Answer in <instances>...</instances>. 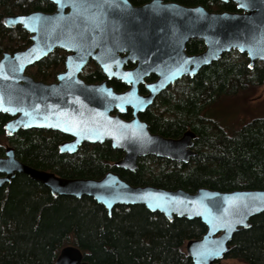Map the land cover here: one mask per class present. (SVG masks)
Segmentation results:
<instances>
[{
    "label": "water",
    "instance_id": "water-1",
    "mask_svg": "<svg viewBox=\"0 0 264 264\" xmlns=\"http://www.w3.org/2000/svg\"><path fill=\"white\" fill-rule=\"evenodd\" d=\"M47 1L54 5L50 13L32 11L3 18L7 29L20 26L30 34V44L0 57V113L10 117L3 127L7 137L31 129L67 136L69 140L58 146L60 154H74L84 144L109 142L123 152L114 164L117 169L133 172L137 159L146 156L187 163L196 155V135L190 130L179 138L151 133L139 115L161 92L226 53L245 54L248 69L257 61L264 62V0H220L234 3L233 12H211L201 5L188 7L163 0L139 6L126 0V7L116 0L120 7L106 10L90 7L102 0ZM190 40H201L204 50L187 54ZM56 50L63 51L65 59L54 82L26 73ZM90 63L105 76L102 82L86 83L80 77ZM152 76L154 80L147 82ZM113 79L127 89L116 92L108 85ZM141 86L145 94L140 93ZM128 110L131 117L122 118ZM16 174L44 185L54 197H90L108 215L117 206L142 205L168 221L174 217L200 220L205 233L185 244L192 264H226L223 260L234 234L249 229L250 220L264 213V189L198 188L190 193L132 186L113 171L100 179L66 178L20 162L14 149L6 146L0 157V189ZM221 248L226 251L215 255ZM54 264L91 263L79 248L67 245Z\"/></svg>",
    "mask_w": 264,
    "mask_h": 264
},
{
    "label": "trees",
    "instance_id": "trees-1",
    "mask_svg": "<svg viewBox=\"0 0 264 264\" xmlns=\"http://www.w3.org/2000/svg\"><path fill=\"white\" fill-rule=\"evenodd\" d=\"M139 6L150 0H128ZM211 12L236 10L220 0H163ZM47 0H0V57L30 44V34L20 26L7 29L3 18L32 11L50 13ZM204 50L201 40L186 44L187 54ZM65 53L56 50L26 73L36 80L54 82L64 68ZM245 54L231 51L201 68L193 77H183L161 92L139 115L151 133L179 138L190 130L195 135L196 155L187 163L146 156L138 158L135 171L115 168L123 157L109 142L84 144L74 154H60L58 146L69 138L59 132L20 130L11 137L4 132L10 119L0 113V157L11 146L22 163L66 178L100 179L108 171L132 186L167 190L198 188L222 192L264 189V116L248 122L221 123L210 111L240 93L264 85V62L247 67ZM130 66V65H128ZM86 83H100L105 76L94 63L80 75ZM154 80L150 77L147 81ZM116 92L126 86L108 81ZM144 94V87H140ZM124 119L131 117L128 110ZM249 229L234 234L224 260L229 264H264V213L251 220ZM206 231L198 219L174 217L168 221L142 205L117 206L110 215L90 197H54L42 184L25 174H16L0 189V264H54L61 248L73 245L91 264H192L186 255L188 240Z\"/></svg>",
    "mask_w": 264,
    "mask_h": 264
},
{
    "label": "rangeland",
    "instance_id": "rangeland-1",
    "mask_svg": "<svg viewBox=\"0 0 264 264\" xmlns=\"http://www.w3.org/2000/svg\"><path fill=\"white\" fill-rule=\"evenodd\" d=\"M210 116L221 123L248 122L252 118L264 116V85L250 92H243L226 104L219 105L210 111ZM226 264V261H223Z\"/></svg>",
    "mask_w": 264,
    "mask_h": 264
},
{
    "label": "snow or ice",
    "instance_id": "snow-or-ice-1",
    "mask_svg": "<svg viewBox=\"0 0 264 264\" xmlns=\"http://www.w3.org/2000/svg\"><path fill=\"white\" fill-rule=\"evenodd\" d=\"M121 2L124 4V6L126 7V0H121ZM73 8L76 9L78 7L77 4L73 3ZM240 6L242 7H247V4L242 3ZM90 7L93 8H99V9H110V8H116V7H120V4L116 2V0H102V2L100 3H95L90 5ZM22 20L24 18H21ZM251 54V53H250ZM226 251V249H219L217 252H215V255H219L221 252Z\"/></svg>",
    "mask_w": 264,
    "mask_h": 264
},
{
    "label": "flooded vegetation",
    "instance_id": "flooded-vegetation-1",
    "mask_svg": "<svg viewBox=\"0 0 264 264\" xmlns=\"http://www.w3.org/2000/svg\"><path fill=\"white\" fill-rule=\"evenodd\" d=\"M146 81H147V80H146ZM147 82H149V81H147ZM126 89H127V87H126ZM126 89H125V90H126ZM145 93H146V91H145ZM145 93H144V94H145ZM141 94H142V93H141ZM126 113H127V112H126ZM124 115H125V114H124ZM68 140H69V139H68ZM65 141H66V140H65Z\"/></svg>",
    "mask_w": 264,
    "mask_h": 264
}]
</instances>
